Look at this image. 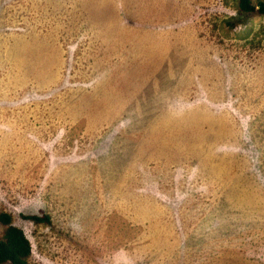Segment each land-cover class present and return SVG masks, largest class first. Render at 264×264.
Instances as JSON below:
<instances>
[{"label":"rangeland","instance_id":"rangeland-1","mask_svg":"<svg viewBox=\"0 0 264 264\" xmlns=\"http://www.w3.org/2000/svg\"><path fill=\"white\" fill-rule=\"evenodd\" d=\"M1 212L30 264H264V17L0 0Z\"/></svg>","mask_w":264,"mask_h":264},{"label":"trees","instance_id":"trees-1","mask_svg":"<svg viewBox=\"0 0 264 264\" xmlns=\"http://www.w3.org/2000/svg\"><path fill=\"white\" fill-rule=\"evenodd\" d=\"M239 8L245 13H254L264 17V1L252 4L250 0H239ZM22 218L38 224H50V217L26 215ZM0 224L4 227L0 237V264H30L31 244L24 231L12 223L10 214L0 213Z\"/></svg>","mask_w":264,"mask_h":264}]
</instances>
